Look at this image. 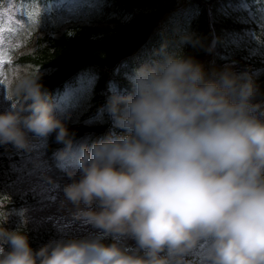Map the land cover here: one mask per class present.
I'll use <instances>...</instances> for the list:
<instances>
[{
    "label": "clouds",
    "instance_id": "obj_1",
    "mask_svg": "<svg viewBox=\"0 0 264 264\" xmlns=\"http://www.w3.org/2000/svg\"><path fill=\"white\" fill-rule=\"evenodd\" d=\"M182 39L200 42L192 33ZM129 79L131 92L113 91L107 101L124 131L83 142L80 178L64 186L73 217L113 242L100 234L34 249L24 231L4 227L0 212V264H183L205 239L209 264H264V101L255 74L225 66L209 75L176 50ZM10 90L0 144L27 148L29 131H55L71 146L37 71L18 73ZM125 234L135 250L121 244Z\"/></svg>",
    "mask_w": 264,
    "mask_h": 264
},
{
    "label": "rangeland",
    "instance_id": "obj_2",
    "mask_svg": "<svg viewBox=\"0 0 264 264\" xmlns=\"http://www.w3.org/2000/svg\"><path fill=\"white\" fill-rule=\"evenodd\" d=\"M67 1H68L70 8L82 7V8L87 9V10L90 9L89 11H87L88 15H90V14L93 15V14L100 11V7H99L100 1L99 0H77V2H79V3H75L74 0H67ZM92 9H96V11H94ZM43 12H44V9L42 7H38L37 9H35L33 7L31 9H28V11L23 12L19 18L21 30L33 29L37 24L42 23L43 18H39L38 20H35V17L37 14H40ZM242 12H243V17L245 19H250V20L262 19V20H264V7L255 6V10H254V9L248 8V5H245L244 7H242ZM81 14L82 13H78L77 15H81ZM63 19L64 20L69 19V16H65ZM13 20H14V17L11 15L6 16L3 14H0V23H1L3 29L6 28L7 25L10 22H12ZM258 30L260 32H262V27H259ZM240 39H242L246 42L250 41L251 44L254 43L255 45L253 46V48L256 51H262L264 49V45H263V43H261V41H260L261 44H259V41H258L259 39H258L257 34L252 32L251 30H248L244 34H241ZM5 47H6V44L2 41V39L0 37V57L2 56L1 49L5 53V51H4ZM3 67H4V64H0V85L2 84V81H4V76H3V72H2ZM28 135H29V138H33V139H35L37 136H40L39 134L31 132V131H29ZM23 169H24V167H20V170H23ZM40 172H42V170L35 169V170L25 172L22 175L25 177H31V180H37V179H39V176H37L36 174L40 173ZM45 173H46L45 178L55 175L53 170H46ZM63 175H66V174L64 173ZM74 208H75V205H74ZM54 210H55V206L53 205L49 208L48 211L52 212ZM73 210H70V212L72 213ZM42 214L43 213H38V214H36V216L39 217ZM72 217L73 216L71 214H67L66 218L71 219ZM81 222H82L81 220L77 219V224H80ZM62 223L68 224L66 221H63ZM126 240H128L127 237L124 238V241H126ZM201 242H204L205 245L208 246V243H209L208 240H206V242L204 240Z\"/></svg>",
    "mask_w": 264,
    "mask_h": 264
},
{
    "label": "trees",
    "instance_id": "obj_3",
    "mask_svg": "<svg viewBox=\"0 0 264 264\" xmlns=\"http://www.w3.org/2000/svg\"><path fill=\"white\" fill-rule=\"evenodd\" d=\"M170 2H172V0H144L143 3H150V4H155L157 6L164 7ZM151 22L152 21H150V23L148 24L147 28H145L143 33L146 30L150 31ZM128 35L125 36V38H120L118 43L129 46L134 43L137 44L141 41V33L139 35H135V34H132L129 36ZM81 36L86 37L85 40L76 42L77 40L76 37H81ZM73 37L74 39H68V38H73ZM73 37H68L62 40L61 42L54 44V47H55L54 49L56 51L53 54V57L60 58L61 64L63 65L60 72H64L68 70L69 67L75 64H78V63L100 62L102 60L100 58H106L102 56L104 53H113L114 55L116 53L118 54L119 53L118 51L123 49L121 45H110L109 44L113 42V40L115 39L114 37L111 39L110 42H107L109 40V37H106L104 40L94 39L93 38L94 36L89 31H82L76 37L74 36V33H73ZM102 41L104 43H102ZM214 70H222V68L216 67Z\"/></svg>",
    "mask_w": 264,
    "mask_h": 264
}]
</instances>
